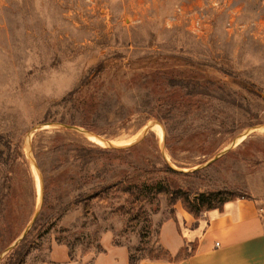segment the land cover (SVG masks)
I'll return each mask as SVG.
<instances>
[{
	"label": "rangeland",
	"instance_id": "obj_1",
	"mask_svg": "<svg viewBox=\"0 0 264 264\" xmlns=\"http://www.w3.org/2000/svg\"><path fill=\"white\" fill-rule=\"evenodd\" d=\"M159 187L264 201V0H0V264L154 258Z\"/></svg>",
	"mask_w": 264,
	"mask_h": 264
},
{
	"label": "crops",
	"instance_id": "obj_2",
	"mask_svg": "<svg viewBox=\"0 0 264 264\" xmlns=\"http://www.w3.org/2000/svg\"><path fill=\"white\" fill-rule=\"evenodd\" d=\"M175 216L160 226L159 239L171 258L142 259L138 264H264V201L238 197L198 217L177 204ZM188 256H180L183 252ZM83 264L65 244H55L48 259L33 264ZM90 264H131L125 246L107 247Z\"/></svg>",
	"mask_w": 264,
	"mask_h": 264
},
{
	"label": "trees",
	"instance_id": "obj_3",
	"mask_svg": "<svg viewBox=\"0 0 264 264\" xmlns=\"http://www.w3.org/2000/svg\"><path fill=\"white\" fill-rule=\"evenodd\" d=\"M158 191L161 193H165V194L171 193L174 196H176L177 199H182L184 208L190 213L194 214L196 217H198L200 213L204 211L205 209L221 207L222 204L227 200H231V199L238 198V197H245L242 195H235L232 198H228L220 202H217L215 198L218 195H224L225 191L221 190V191H213L210 193H201L197 196L195 200L190 199V196L188 195V193L182 190H178V191H175V193H173V192H170V189L166 187H159ZM159 242H160V239H159ZM159 252H160L159 255L155 256L154 258H149V259H159V258H165V257L171 258L172 257L169 251L165 249L164 247H162L161 244L159 247ZM188 255L189 253L187 252L184 256H188ZM130 262L131 264H138L135 262L134 255L131 252H130Z\"/></svg>",
	"mask_w": 264,
	"mask_h": 264
},
{
	"label": "water",
	"instance_id": "obj_4",
	"mask_svg": "<svg viewBox=\"0 0 264 264\" xmlns=\"http://www.w3.org/2000/svg\"><path fill=\"white\" fill-rule=\"evenodd\" d=\"M155 122H151L146 128H145V130L143 131V133H142V135H141V137H140V139H143L144 137H145V135L147 134V132L149 131V129H150V127H152V125L154 124ZM68 127H70V128H72V129H75V130H77V131H80V132H82V133H87L88 134V132L86 131V130H84V129H81V128H79V127H76V126H68ZM27 144L29 145V135H28V139H27ZM108 145H110V146H114L113 144H111V143H108ZM115 148H119V147H116V146H114ZM38 213H39V209L36 211V213H35V216H34V218H33V221H32V223L35 221V219L37 218V216H38ZM32 223L26 228V230L24 231V233L8 248V250H7V252L8 251H10V250H12L14 247H16L23 239H24V237L26 236V234L28 233V231L30 230V228H31V225H32Z\"/></svg>",
	"mask_w": 264,
	"mask_h": 264
},
{
	"label": "bare ground",
	"instance_id": "obj_5",
	"mask_svg": "<svg viewBox=\"0 0 264 264\" xmlns=\"http://www.w3.org/2000/svg\"><path fill=\"white\" fill-rule=\"evenodd\" d=\"M152 126L158 128V129L160 130L161 134H162L161 127H160V124H159V123H154ZM141 129H142V128H141ZM158 129H157V130H158ZM155 131H156V130H155ZM142 133H143V132H142ZM142 133L139 134V136H138V134H137V136H138L137 139H139V138L141 137ZM92 135H93V134H91V137H92V138L94 137V138H95L97 141H99L100 143H103V144H104V143H105V144H106V143H107V144L110 143V140H109V141H107V140L105 141L103 138H100V137L95 136L96 134L93 135V136H92ZM159 135H160V133H159ZM101 137H102V136H101ZM243 137H244V136L240 137L239 139H242ZM112 141H113V140H112ZM129 141H130V139H129ZM133 141H134V140H133ZM129 144H130V143H129ZM129 144H128V145H129ZM235 144H236V143H235ZM126 145H127V143H126ZM30 157H31V156H30ZM32 159H33V157H32ZM32 159H31V160H32ZM32 164H33V166L35 167V169H36L37 172H38V169H37L36 164L34 163V161L32 162ZM38 174H40V172H38Z\"/></svg>",
	"mask_w": 264,
	"mask_h": 264
},
{
	"label": "built area",
	"instance_id": "obj_6",
	"mask_svg": "<svg viewBox=\"0 0 264 264\" xmlns=\"http://www.w3.org/2000/svg\"><path fill=\"white\" fill-rule=\"evenodd\" d=\"M193 23H194V25H193L194 28L200 26V21L198 19H196L195 21H193Z\"/></svg>",
	"mask_w": 264,
	"mask_h": 264
}]
</instances>
